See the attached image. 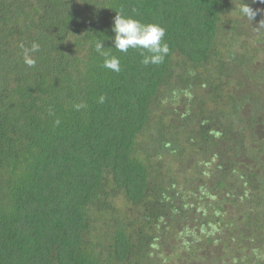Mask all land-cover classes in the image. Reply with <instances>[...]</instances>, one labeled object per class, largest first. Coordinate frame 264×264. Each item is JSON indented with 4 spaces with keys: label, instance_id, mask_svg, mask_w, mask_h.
<instances>
[{
    "label": "trees",
    "instance_id": "obj_1",
    "mask_svg": "<svg viewBox=\"0 0 264 264\" xmlns=\"http://www.w3.org/2000/svg\"><path fill=\"white\" fill-rule=\"evenodd\" d=\"M121 7L164 63L103 67ZM0 264H264V3L0 0Z\"/></svg>",
    "mask_w": 264,
    "mask_h": 264
},
{
    "label": "clouds",
    "instance_id": "obj_2",
    "mask_svg": "<svg viewBox=\"0 0 264 264\" xmlns=\"http://www.w3.org/2000/svg\"><path fill=\"white\" fill-rule=\"evenodd\" d=\"M261 2L264 3V0ZM114 10L116 15L113 19L112 32L115 35L108 38L112 39L114 47H105L104 39L96 38L94 41L95 52L103 57V67L117 73L121 71V61L110 49L121 53H127L129 49L138 50L142 57L140 63L145 67L164 63L170 53L169 44L165 40L166 29L159 23H146L138 19L137 17L141 16L138 8H132L130 12L123 7ZM239 11L249 21H254L257 14L247 3H243ZM20 47L23 49L24 64L35 67L36 60L32 54L40 50L39 43L33 41L30 47H25L23 44ZM104 102L105 97L101 95L98 103ZM74 107L79 110L82 105L76 104ZM56 123L59 124V120Z\"/></svg>",
    "mask_w": 264,
    "mask_h": 264
},
{
    "label": "rangeland",
    "instance_id": "obj_3",
    "mask_svg": "<svg viewBox=\"0 0 264 264\" xmlns=\"http://www.w3.org/2000/svg\"><path fill=\"white\" fill-rule=\"evenodd\" d=\"M120 199H122V198H120Z\"/></svg>",
    "mask_w": 264,
    "mask_h": 264
}]
</instances>
